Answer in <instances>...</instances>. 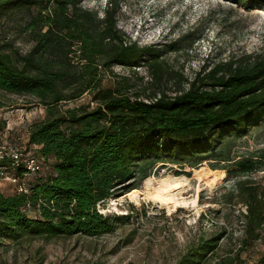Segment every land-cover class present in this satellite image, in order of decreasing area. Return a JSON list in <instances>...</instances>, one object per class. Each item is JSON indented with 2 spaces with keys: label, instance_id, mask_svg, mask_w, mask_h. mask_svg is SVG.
Listing matches in <instances>:
<instances>
[{
  "label": "trees",
  "instance_id": "16d2710c",
  "mask_svg": "<svg viewBox=\"0 0 264 264\" xmlns=\"http://www.w3.org/2000/svg\"><path fill=\"white\" fill-rule=\"evenodd\" d=\"M81 1L0 0V19L19 15L31 43L24 55L0 48V91L29 96L44 110L28 128L27 147L43 158L42 171L50 166L27 185L28 194H0V239L112 234L128 215L104 216L97 205L139 189L159 163L192 168L208 159L230 161L228 142L264 122L263 56L208 63L173 97L160 90L140 98L111 68L146 66L152 82L161 83L164 51L137 47L117 30L121 0H109L102 18ZM225 1L264 11V0ZM174 45L164 47L177 51ZM83 96L89 102L76 104ZM233 165L237 174L259 168L246 158ZM6 171L16 177L26 172L21 166ZM227 197L228 204L246 207L242 244L256 245L264 226V183L241 179ZM221 236L200 240L178 264H201Z\"/></svg>",
  "mask_w": 264,
  "mask_h": 264
},
{
  "label": "rangeland",
  "instance_id": "374dc122",
  "mask_svg": "<svg viewBox=\"0 0 264 264\" xmlns=\"http://www.w3.org/2000/svg\"><path fill=\"white\" fill-rule=\"evenodd\" d=\"M108 2L82 0L81 6L96 10L102 18ZM116 16V28L129 42L164 51L161 60L167 75L161 83L152 82L146 66L135 71L111 68L118 77L128 78L129 91L140 98L147 99L160 90L173 97L208 63L264 57L263 10L247 12L225 0H121ZM20 23L23 21L19 15L0 19V48L4 51L13 49L24 55L30 49L31 43L21 32ZM172 43L177 51L169 52L164 46ZM106 78L109 79L108 75ZM88 102L87 96H83L76 104ZM0 103V145L34 151L27 147L28 128L44 118V110L29 96L2 91ZM224 151L230 161L208 159L192 168L186 164H156L139 189L97 205L96 211L104 216L128 215V220L112 234L96 238L80 234L0 239V264H178L200 240L219 234L222 236L218 247L201 264H264V226L260 230L263 243L259 239L256 245L250 242L244 246L245 224L240 214L246 213V207L227 203V194L239 180L264 183V122L246 136L229 141ZM244 158L256 160L259 168L237 174L233 162ZM214 167L218 169L213 170ZM210 171L222 173L223 180L208 186ZM49 172L48 164L39 176L25 181L31 185ZM166 178L186 180L188 187L176 198L187 203L195 200V205H181L173 210L147 197ZM14 192V184L1 181L0 194L11 196ZM135 193L138 196H133ZM27 214L35 216L33 212Z\"/></svg>",
  "mask_w": 264,
  "mask_h": 264
},
{
  "label": "built area",
  "instance_id": "2783aa9c",
  "mask_svg": "<svg viewBox=\"0 0 264 264\" xmlns=\"http://www.w3.org/2000/svg\"><path fill=\"white\" fill-rule=\"evenodd\" d=\"M7 161L8 165H0V184L1 181H8L15 185L17 194H28V187L25 179L40 173L43 169V158L36 155L34 151H21L15 145H0V162ZM24 167L26 172L22 177L8 174L7 168L13 170Z\"/></svg>",
  "mask_w": 264,
  "mask_h": 264
},
{
  "label": "bare ground",
  "instance_id": "6f19581e",
  "mask_svg": "<svg viewBox=\"0 0 264 264\" xmlns=\"http://www.w3.org/2000/svg\"><path fill=\"white\" fill-rule=\"evenodd\" d=\"M224 178L222 173L208 172L206 183L207 185H215L221 182ZM188 187L187 181L181 178H166L160 182L159 188L154 191V194H148L147 197L152 199L153 202L166 206L170 209L177 210V207L182 206H194L195 200L187 202H180L177 200L176 196L180 195L178 193L183 192ZM140 195V194H139ZM133 196H138L134 194Z\"/></svg>",
  "mask_w": 264,
  "mask_h": 264
}]
</instances>
